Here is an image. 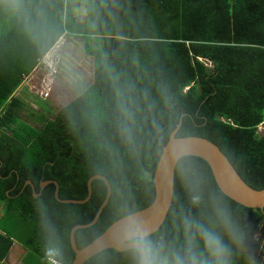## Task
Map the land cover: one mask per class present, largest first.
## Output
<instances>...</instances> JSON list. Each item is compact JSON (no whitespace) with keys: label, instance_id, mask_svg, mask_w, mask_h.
<instances>
[{"label":"trees","instance_id":"1","mask_svg":"<svg viewBox=\"0 0 264 264\" xmlns=\"http://www.w3.org/2000/svg\"><path fill=\"white\" fill-rule=\"evenodd\" d=\"M65 32L83 37L92 82L17 138L5 130L22 105L15 91L37 64V82L52 72L43 56ZM263 122L264 0H0V264L14 242L25 249L17 264H71L70 230L90 223L106 197L101 179L88 195L94 175L111 193L97 221L74 232L78 249L150 205L157 162L178 123L176 137L211 141L248 186L263 189ZM42 181L49 183L40 188ZM186 219L221 236L228 264H264V207L223 195L194 156L178 160L172 204L148 236L158 259L207 258ZM84 264L137 261L133 249H106Z\"/></svg>","mask_w":264,"mask_h":264},{"label":"water","instance_id":"2","mask_svg":"<svg viewBox=\"0 0 264 264\" xmlns=\"http://www.w3.org/2000/svg\"><path fill=\"white\" fill-rule=\"evenodd\" d=\"M179 127L180 123L170 133L166 144L162 148L152 177L154 198L151 204L114 221L100 236L83 248L78 249L74 232L91 226L97 221L103 207L108 203L111 193L110 184L105 177L97 174L88 180V195L91 193V181L93 179H101L106 186V197L90 223L87 225H76L70 230V246L75 255L71 264H83L105 249H113L118 252L132 249V246L126 242L122 233L123 225L130 218L139 221L147 230L148 236L158 231L164 223L172 204L175 168L178 160L182 157L194 156L204 160L211 170L216 186L229 199L247 208L263 209L264 188L256 190L248 186L238 175L227 157L211 141L197 136L176 137ZM48 183L49 181H42L40 188H43ZM88 198L89 196L85 200L69 199L61 201L64 203H84Z\"/></svg>","mask_w":264,"mask_h":264},{"label":"rangeland","instance_id":"3","mask_svg":"<svg viewBox=\"0 0 264 264\" xmlns=\"http://www.w3.org/2000/svg\"><path fill=\"white\" fill-rule=\"evenodd\" d=\"M76 2L77 0H74V3ZM82 14L73 11V15L77 17L78 21H85L84 23L89 25L88 20ZM78 21L76 20V22ZM53 51L54 55L50 59H48L50 56H47L44 61L47 65L58 61L57 73L54 76H51L52 72L42 74L40 80L36 82L40 69H43L37 64L34 80L31 78V73L30 78L25 79L15 91V95L19 97L22 105L17 108L16 114H13L14 121L10 123L11 128L8 127L5 130L17 138L24 139L27 133L25 130L34 127V122L39 116L43 115L47 119H53L60 108L77 97L92 82L94 64L92 57L84 51L82 37L66 35L56 42ZM49 82H52V88L47 94ZM263 130V126L258 127V132H263ZM34 133H36V129ZM0 206L4 207L3 204ZM261 230L254 235V239L260 236ZM23 252L22 248L14 246L11 254L15 256H9L5 264L19 263Z\"/></svg>","mask_w":264,"mask_h":264},{"label":"clouds","instance_id":"4","mask_svg":"<svg viewBox=\"0 0 264 264\" xmlns=\"http://www.w3.org/2000/svg\"><path fill=\"white\" fill-rule=\"evenodd\" d=\"M83 16H85V14H83ZM66 35H69V34L65 32L60 38L66 36ZM69 36H72V35H69ZM78 37H81V36H78ZM60 38H58V40ZM55 44L43 56L42 62L45 63L44 59L47 56H50V57H48V59H50L51 56L54 55L53 48H54ZM58 66H59V62L58 61H56L55 63L52 62L51 65H47L46 64V67H50V69L51 68L53 69V70L51 69L52 73L48 72L47 74L51 73V76H54V74L57 73L56 70L58 69ZM34 71H35V69L32 72H30L28 75H26L24 77L22 83L24 82L25 79L30 78L29 76H30L31 73H32L31 74V78L34 80V78H35L34 76L36 74V73H34ZM47 87H48V90H49V91H47V94H49L50 88H52V82H49ZM263 124H264V122L260 126H263ZM263 132H264V130H263ZM263 132H260V134H262ZM34 195H36L34 197H37L39 194L34 193ZM194 202H196L195 198H194ZM185 224H186V227L189 230H195V232L200 236L201 240L203 241L204 250L207 253V258L206 259H201L200 257H198V256H196L194 254H189L187 257L177 255L175 260H174V264H228V259H227L228 249L226 248V246H225V244H224V242H223V240H222V238H221V236L219 234H217L214 230L206 228L204 225H202V224H200V223H198L196 221L190 220V219H186ZM259 230H261V229H259ZM122 233H123V236H124L126 242L129 243L132 246L133 252H134V254L136 256L137 264H168V262L166 260L158 259V253L154 250L152 242L148 238L147 230L144 228L143 225H141L139 223V221L130 218L123 225ZM260 234H261V232H260ZM253 239H254V236H253ZM254 240H256V239H254ZM14 246H18V247L22 248L18 243L14 242L12 244V246H11L10 251L12 250V248ZM22 249H23V251H25L24 248H22ZM10 251H9V254H10ZM9 254H8V257H9ZM7 258H6V260H7ZM6 260L3 261L4 264H5ZM47 260L51 264H57L51 258H49Z\"/></svg>","mask_w":264,"mask_h":264},{"label":"crops","instance_id":"5","mask_svg":"<svg viewBox=\"0 0 264 264\" xmlns=\"http://www.w3.org/2000/svg\"><path fill=\"white\" fill-rule=\"evenodd\" d=\"M9 256H13V257H14L15 255H14V254H11V251H10V254H9Z\"/></svg>","mask_w":264,"mask_h":264}]
</instances>
